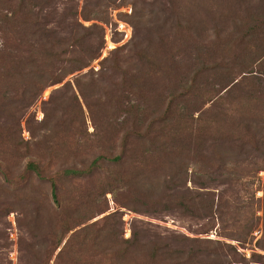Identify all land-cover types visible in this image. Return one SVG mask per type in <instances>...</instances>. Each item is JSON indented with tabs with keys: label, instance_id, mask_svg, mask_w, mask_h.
<instances>
[{
	"label": "trees",
	"instance_id": "1",
	"mask_svg": "<svg viewBox=\"0 0 264 264\" xmlns=\"http://www.w3.org/2000/svg\"><path fill=\"white\" fill-rule=\"evenodd\" d=\"M58 1L62 0H0L2 123L8 119L15 122L36 101L42 89L60 83L67 75L87 67L98 56L102 37L99 35L93 39L98 27L85 28L78 23L76 16L90 19L83 11L97 12L104 0H88L80 12L74 9V0H63L67 6L60 13V23L53 17L54 5ZM204 1L214 7L204 10L205 4H194L191 0H149L147 3V25L151 32H177L180 37H193L189 41L196 43L192 50L194 57L190 53L186 57V61L196 67L192 76L194 82L184 89L183 94L195 93L197 107L193 110V101L185 100L186 126L182 127L171 115L170 118L157 119L142 111L130 112L123 122L105 120L104 126L98 127L102 150L86 169L74 165L61 168L59 178L83 177L103 160L121 163L133 137L137 142L138 159L147 153L161 154L160 158L157 157L161 160L159 165L167 168L163 175L154 179H139L138 189L150 194L146 199L181 209L187 216L207 219L212 216L214 198L204 200L201 195H222L225 204L230 200V240L242 250L248 247L249 250L264 251V0ZM87 6L93 9L89 11ZM192 10L194 13L190 14ZM93 18L100 20L97 15ZM204 38L207 39L204 41ZM223 49L230 50V61L220 58L218 62L212 58ZM136 56L139 68L152 64L146 53ZM123 58L120 63L127 62ZM103 61L106 63L107 59ZM112 64H119V61ZM199 76L203 79L197 81ZM209 77L213 79L208 81ZM106 79L110 81L111 77ZM115 95L117 98L105 100L107 106L102 103V110L119 109L122 99L117 91ZM193 112L197 113L195 118ZM93 128L97 130L95 126ZM120 130L131 133L122 135ZM17 138L19 140L12 144L13 147L26 145L19 136ZM181 138L186 141L185 145H182ZM191 142L197 143L195 153L199 160L194 163L189 156ZM208 146L211 151L206 155ZM28 155L26 151L25 156ZM32 160L26 162L23 170L41 181L46 180L50 195L47 201L30 197L22 201L48 209L59 218L53 236L51 264H199L200 258L206 254L204 250H194L189 245H185L186 249L181 248V242L195 243L194 240L178 237L146 239L138 227L131 229L129 238L119 240L112 233L115 229L106 224L98 228H94L95 225L80 227L88 220L70 219L77 208L62 204L56 195L55 178L44 173L39 159L34 157ZM186 160L191 163L186 164ZM187 168H191L189 179ZM8 171L5 161L0 163V172L4 176ZM259 172H263L262 180L258 177ZM186 181L196 188L213 187L220 191L195 193L185 188L182 192ZM258 191L261 192L260 198L255 197ZM216 206L218 209L222 207L221 197H218ZM258 210L261 211V232L252 245L254 237L251 232L258 220L254 213ZM243 214L245 218L241 221ZM219 220L224 221L223 217ZM230 250L234 258L230 264H242L251 259L259 261L263 257L251 253L247 260L231 245ZM202 258L209 259L207 255Z\"/></svg>",
	"mask_w": 264,
	"mask_h": 264
},
{
	"label": "rangeland",
	"instance_id": "2",
	"mask_svg": "<svg viewBox=\"0 0 264 264\" xmlns=\"http://www.w3.org/2000/svg\"><path fill=\"white\" fill-rule=\"evenodd\" d=\"M110 1L104 0L97 12L92 10V6H87V10L95 11H83L85 16L90 17L88 20L76 16L83 27H98L93 36L94 40L99 35L102 37L98 56L87 67L67 75L60 83L42 89L36 101L15 122L11 123L8 119L2 123L0 119V161H5L9 168L5 176L0 172V264H42L49 260L48 264H51L53 259V236L57 230L58 216L48 209L22 201L26 197L44 201L49 199V183L23 170L26 162L33 161L34 157L41 161L44 173L55 178L56 195L62 204L77 208L70 219L88 220L80 227L95 225L97 227L94 228H98L106 224L115 229L112 233L114 237L116 234L117 240L129 238L134 227L140 228L146 239L159 237L169 240L178 237L194 240L195 243L185 241L180 245L182 249L189 245L194 250H204L209 259L202 258L203 255L199 264H230L234 259L230 245L247 260L251 253L263 256L259 261L251 259L242 264H264V251L256 248L249 250L248 247L242 250L230 240V200L225 204L222 195H201L204 200L214 198L212 216L207 219L187 216L181 209L165 207L152 197L151 201L146 199L150 194L138 189L139 179H154L163 175L167 168L159 165L161 160L157 157L160 158L161 154L147 153L138 159L137 142L133 137L127 144L121 163L103 160L83 177L59 178L61 168L74 165L86 169L98 151L102 150L98 127L104 126L103 121L114 119L123 122L130 112L137 114L142 111L157 119L163 116L170 118L171 115L185 127V100L193 101V110L197 107L195 93L183 94L184 89L192 83L193 72L196 71V67L186 61L189 53L192 58L195 55L192 50L196 43L189 41L193 37H180L177 32L164 31L166 35L151 32L147 25L149 0ZM87 2L74 0V9L80 12ZM191 2L205 4L204 10L214 7L204 0ZM186 5L192 7L188 3ZM66 6L63 0L54 5L55 21L61 22L60 13ZM179 9L182 10L181 6ZM193 13L192 10L190 14ZM95 15L100 20L93 18ZM179 19L182 20L181 17ZM181 24L180 27L183 26ZM172 30L175 31V28ZM142 52L147 54L152 64L139 68L136 55ZM230 56V50L223 49L212 58L230 61ZM162 57L167 60L161 61ZM122 58L127 62L120 63ZM105 59L106 63L103 61ZM116 60L119 64H112ZM107 77H111V80H107ZM212 79L209 77L208 81ZM214 82L216 85L217 81ZM115 91L122 99L119 109L102 110V103L107 106L105 100L117 98ZM196 116L197 113L193 112L192 117ZM94 126L97 130H94ZM178 131L181 133V130ZM124 133L131 132L120 130V134ZM17 136L26 145L13 147L12 144L19 140ZM181 141L185 145L186 141L182 138ZM196 144L193 142L189 145L192 163L199 160L195 153ZM26 151L29 152L27 157ZM207 151L206 155L210 153L211 146L207 147ZM185 163L191 161L186 160ZM190 175L191 168H187V179ZM258 177L262 180L263 172H259ZM185 188L195 193L220 191L213 187L196 188L189 181H186L182 192ZM218 197H221L222 203L219 209L216 206ZM255 197L260 198L261 192H256ZM240 199L243 200L242 195ZM219 217H223V223ZM244 218L245 214L241 221ZM254 218L258 220L254 222L251 232L254 237L252 245L261 232L260 210L255 211Z\"/></svg>",
	"mask_w": 264,
	"mask_h": 264
}]
</instances>
